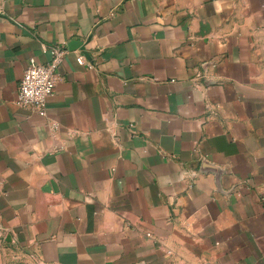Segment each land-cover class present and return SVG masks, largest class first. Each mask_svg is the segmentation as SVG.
I'll return each instance as SVG.
<instances>
[{"label": "crops", "instance_id": "0c3cea01", "mask_svg": "<svg viewBox=\"0 0 264 264\" xmlns=\"http://www.w3.org/2000/svg\"><path fill=\"white\" fill-rule=\"evenodd\" d=\"M4 231L0 264H264V0H0Z\"/></svg>", "mask_w": 264, "mask_h": 264}, {"label": "built area", "instance_id": "2783aa9c", "mask_svg": "<svg viewBox=\"0 0 264 264\" xmlns=\"http://www.w3.org/2000/svg\"><path fill=\"white\" fill-rule=\"evenodd\" d=\"M42 50L43 53L50 54L51 59L47 63L39 62L35 58L29 60L18 87L17 105L30 109L41 117H46L48 100L54 95L58 69L67 54V49L43 46ZM77 62L79 65L86 64L83 56H79ZM4 235L7 236V233L5 232ZM4 235L0 233V238Z\"/></svg>", "mask_w": 264, "mask_h": 264}, {"label": "water", "instance_id": "95a60500", "mask_svg": "<svg viewBox=\"0 0 264 264\" xmlns=\"http://www.w3.org/2000/svg\"><path fill=\"white\" fill-rule=\"evenodd\" d=\"M0 233H1L2 235H4V234H5V232H3V233H2V232H0Z\"/></svg>", "mask_w": 264, "mask_h": 264}]
</instances>
